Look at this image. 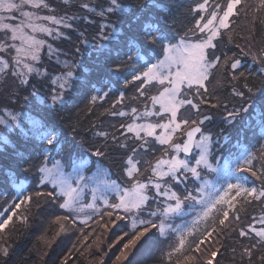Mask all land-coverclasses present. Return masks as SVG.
<instances>
[{
    "label": "snow or ice",
    "instance_id": "obj_1",
    "mask_svg": "<svg viewBox=\"0 0 264 264\" xmlns=\"http://www.w3.org/2000/svg\"><path fill=\"white\" fill-rule=\"evenodd\" d=\"M242 6L245 17L253 7L264 13V0H194L178 29L171 0H0V239L27 224L33 207L55 206V235L76 229L82 248L96 234L103 251L99 229H123L109 245H121L113 264H145L141 250L156 246L161 264H220L222 240L233 235L242 264L257 254L264 264V163L259 171L255 163L264 161V47L240 49L258 76L235 53L217 54ZM72 34L73 58L61 59L57 42ZM217 73L231 83L222 117L230 132L206 129L212 117L202 115L201 105L220 106L208 100ZM76 93L91 104L114 97L105 112L121 118L111 133L94 131L90 154L67 149L53 119ZM109 139L118 176L103 163ZM253 140L262 142L257 153ZM74 251L57 264H70ZM0 257L9 264L8 246Z\"/></svg>",
    "mask_w": 264,
    "mask_h": 264
},
{
    "label": "trees",
    "instance_id": "obj_2",
    "mask_svg": "<svg viewBox=\"0 0 264 264\" xmlns=\"http://www.w3.org/2000/svg\"><path fill=\"white\" fill-rule=\"evenodd\" d=\"M194 0H171V5L175 9L177 19L180 21L177 23V28L182 29L186 25H188V21L191 19L192 14L189 12L190 7L193 5ZM248 4H253L254 0H247ZM264 15V13L256 12L255 7H253L252 11L249 13L248 17L243 15V6L241 8V15L235 19V26L231 33L225 34L224 37L219 41L218 44V52L220 55H227L229 57L233 56L235 53V58L240 59L242 64L248 68L249 72H255L256 75H259L260 65L255 63L249 55H245L241 53L240 49L244 48L245 51L251 49L253 52L258 51L261 47H264L262 41H264V24L260 23V16ZM185 17L187 19H185ZM250 20H255L256 22L250 23ZM182 34V32H181ZM217 78L221 79V83L217 84L216 80L213 79L212 83L208 85L209 92L213 95L208 97L209 103H217V98L219 99V107L211 108L209 105H201L202 115H209L212 117L211 121L206 122V129H210L212 132H219L222 128L226 132H230L231 130L227 129L226 126L222 122V117L225 114L223 111V105L229 104V107L232 106V100L230 97L231 92V83L222 80V74L217 73ZM121 80L123 77L120 78ZM249 79H252L249 77ZM259 83V81H256ZM242 84V82H241ZM126 92L127 96H131L134 94V89L129 86V89H122ZM94 94V93H93ZM114 97L110 96L104 101H97L95 104L90 103V95L85 97L79 93L73 95V98L70 102V106L66 108L61 114L54 115L53 119L57 125L59 134L61 136L62 141H67L65 145L67 149H69L74 155L79 153H87L90 154L92 148L90 145L94 144L99 138L95 137L94 131L96 129L106 130L110 133L112 132V126L115 124L118 126V122L120 121V117H112L106 114L105 109H110L111 104L113 102ZM126 104L129 101L126 100ZM95 125V128H93ZM233 138H235V133L232 132ZM261 143L259 141L253 140L250 145H248L249 151L253 153H257L261 148ZM103 147V142L96 145ZM109 153L108 159L104 160V166L106 168H111L112 172L119 175V150L117 146L111 143V140L108 141V147L104 149ZM7 159V158H5ZM258 160V159H257ZM262 161H255L257 170H260V165ZM241 176H246L252 184L258 185V182L254 180L247 173L239 174ZM29 184H32L31 178L28 181ZM34 187V185H32ZM3 187H6L3 179H0V190ZM59 209L55 206L45 207L42 210L34 209L32 210V214L34 217L28 222L29 226L26 230H23L21 235H17L16 239H14V244L12 246L9 264H57L58 258L63 257L72 249L73 244H76L77 249L79 251H74L73 256L74 259L71 262H75V264H82L80 261L81 253L83 249L81 246H78V231L73 229V237H71V243L69 246H65L64 243H67V240L59 239L51 245L47 247V239L44 240L48 234V231L42 230L45 222L47 221V217L54 216V214L59 213ZM250 213L256 214L253 210H249ZM254 212V213H253ZM243 212L241 213V215ZM82 227V226H79ZM95 227V225H93ZM123 229H120L122 231ZM217 230L219 231V225L217 221ZM43 231V232H41ZM90 231V229L85 228V232ZM77 232V235L74 236ZM80 234V233H79ZM45 236L44 239L42 237ZM215 237V236H214ZM40 238V240H39ZM70 240V238H69ZM68 240V241H69ZM90 240V238H89ZM88 240V241H89ZM93 240V239H92ZM91 241H87L89 244ZM223 254L226 257H235L239 258L240 249V241L233 235L232 239L226 238L223 239ZM159 247H146L142 249L141 257L145 262H158L161 263L163 258V253L159 250ZM236 247L238 249L236 254H233L231 249ZM15 253V254H14ZM259 257L257 254L253 259L256 261ZM241 258V257H240ZM231 259V258H226ZM235 259V260H236ZM246 261L243 259V264ZM237 264H242V262H236ZM258 264V262L256 261Z\"/></svg>",
    "mask_w": 264,
    "mask_h": 264
},
{
    "label": "rangeland",
    "instance_id": "obj_3",
    "mask_svg": "<svg viewBox=\"0 0 264 264\" xmlns=\"http://www.w3.org/2000/svg\"><path fill=\"white\" fill-rule=\"evenodd\" d=\"M57 43L59 44L61 51L66 54L65 56H62L61 59L66 58L68 60H71L73 58V53L75 51V44L77 43L75 34H72L70 39L64 40L62 43H60V42H57ZM3 91H4L3 87H0V93H3ZM21 107H22V105H17V109H19ZM257 161H261V160L258 159ZM261 163H264V161H262ZM33 208L35 209V207H33ZM254 212H256V214H253V215L258 216L261 214L260 210L258 208L256 210H254ZM49 215L46 216L47 221L45 222L44 227H41V228H43L42 229L43 231L44 230L48 231L46 238H45V236L42 237V239L45 238L44 240L47 239V241H48L47 247H50L51 245L56 243V241H58L59 239L61 240V238H62V240H65V241L67 240V243H64V245L69 246L71 243H73L71 241V237H73L72 234L74 233L73 230L61 233L59 236H56L55 235L56 230H57L56 226L51 223V221L54 220V216H49ZM242 215H244V213ZM32 217H34V214L30 213L28 216V222L31 220ZM28 222H27V224L17 223L16 227L12 230V233L9 237H7L5 239H0V247H3L6 245L9 247V251L11 252L12 246L15 242L14 239H16L17 235L18 236L21 235L23 230L27 229V227L29 226ZM118 223H123V222H118ZM120 229L121 228H119V227H113V226H110L108 231H105L104 229H99V233L102 234L101 238L103 240V243H101L99 245V248L102 249L103 251L98 250L96 247V243H95L96 234L89 237L90 238L89 241H91L93 239L92 242L89 243L92 245V247L90 249L84 248L83 252L80 254L81 255L80 261L82 262V264H100V258L103 256L104 252L108 253L107 256H103L105 264H113V261L115 259V255L118 254V249L121 245H117L116 247H113L111 249L109 248V245L112 244L116 240L117 236L121 233ZM43 231H41V232H43ZM76 235H77V232L74 236H76ZM78 236H80L79 233H78ZM69 238H70V240H69ZM226 238L227 237H225L223 239L225 240ZM215 239H216V237L213 236L210 239V241L206 242V244L202 247L207 248V247L213 246V244L215 243ZM39 240H40V238H39ZM78 242H80V240H78ZM223 242L224 241H222V243ZM77 244H78V246H81V242L77 243ZM162 247H164L166 249L167 246L164 245ZM223 248L224 247H222V249H221L220 257H218V259L220 260V264H237L236 262H238V261L241 262L240 256L237 259L233 256L232 257H226V255L223 254ZM141 253H142V250H141ZM226 258H231V259H226ZM3 259H4L3 257H0V264H3ZM247 260H248V258L245 257L244 258V261H246L245 264H247ZM256 261L259 264V257L257 258ZM10 264H13V263H10ZM71 264H75V262L73 261V262H71ZM145 264H161V263L147 261V262H145Z\"/></svg>",
    "mask_w": 264,
    "mask_h": 264
}]
</instances>
